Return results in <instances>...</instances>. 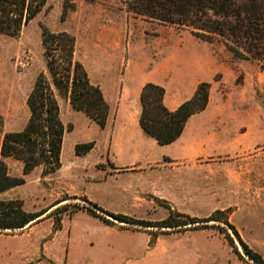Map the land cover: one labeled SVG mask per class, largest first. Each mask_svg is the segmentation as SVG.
Segmentation results:
<instances>
[{"label": "rangeland", "instance_id": "obj_1", "mask_svg": "<svg viewBox=\"0 0 264 264\" xmlns=\"http://www.w3.org/2000/svg\"><path fill=\"white\" fill-rule=\"evenodd\" d=\"M43 26L75 36V57L111 112L100 127L59 99L65 132L61 166L53 173L43 174L40 167L24 173L21 161L2 158L9 173L24 181L0 197L44 212L22 228L0 230V264H255L223 223L239 254L216 228L159 227L170 210L171 220L221 210L215 216L227 217L264 258L261 63L235 56L220 39L204 40L186 27L135 16L122 0H47L16 36L0 33L4 131L22 128L29 117L26 98L44 68ZM148 80L165 88L169 107L197 81L210 83L208 106L189 118L170 146H159L138 125H117L119 107L130 118L140 111L129 93L119 98L120 89L130 92ZM88 142L89 150H75ZM108 212L152 226L119 221Z\"/></svg>", "mask_w": 264, "mask_h": 264}, {"label": "trees", "instance_id": "obj_2", "mask_svg": "<svg viewBox=\"0 0 264 264\" xmlns=\"http://www.w3.org/2000/svg\"><path fill=\"white\" fill-rule=\"evenodd\" d=\"M46 1L0 0V33L16 36L43 9ZM122 1L135 16L186 27L204 40L220 39L235 56L256 60L264 67V0ZM41 44L44 68L37 73L27 95L29 117L25 125L18 130L4 131L0 114V193L24 181L22 177L9 173L2 159L4 157L11 156L21 161L24 173L40 167L43 174H50L61 166L65 125L60 117L59 99H67L74 109L85 113L100 127H105L110 113V105L103 91L91 82L83 63L75 57V36L64 30L54 32L43 26ZM209 88L208 81H200L189 98L170 109L164 103V87L154 82L144 83L139 93V126L159 145L174 142L182 134L189 117L207 106ZM80 147L87 151L92 147V142L76 145L75 150L78 152ZM92 205L99 208L97 204ZM84 208L109 221L91 207ZM221 212L216 210L206 218L186 216L185 219L171 220L173 211L170 210L159 227L177 228L191 223L197 228H216L224 233L234 251L239 254L223 223L232 229L244 253L255 264H264V258L242 241L227 217L220 220L215 216ZM41 213L25 210L18 198L0 197V230L22 228ZM108 214L119 221L152 226L148 221L130 220L124 214ZM210 221L213 223L205 224Z\"/></svg>", "mask_w": 264, "mask_h": 264}, {"label": "crops", "instance_id": "obj_3", "mask_svg": "<svg viewBox=\"0 0 264 264\" xmlns=\"http://www.w3.org/2000/svg\"><path fill=\"white\" fill-rule=\"evenodd\" d=\"M200 81H202V80H199V81H197L195 84H193V85H191V86H189V87H187L186 88V91H185V93L187 94L186 96H183V98L181 99V100H179L176 104H174V105H172L171 107H169L167 104H166V102H165V94H164V103H165V105L168 107V108H170V109H174L178 104H180L183 100H185V99H187V98H189L191 95H192V93L194 92V90H195V87H196V85L200 82ZM204 81V80H203ZM146 82H154V81H144L143 83H141V84H137L136 86H134V88H132L131 90H130V92H126L125 91V89L124 88H122V89H120V91H119V98L120 99H122V97H124V95H125V93H129L128 95H130L131 97H132V99H138V101H139V93H140V90H141V87L143 86V84L144 83H146ZM154 83H157V82H154ZM157 84H159V83H157ZM165 89V88H164ZM210 89H211V86H210V88H209V98H210ZM104 94V93H103ZM104 97H105V95H104ZM106 99V98H105ZM208 103H209V100H208ZM208 103H207V106H208ZM206 106V107H207ZM206 107H205V109H206ZM204 109V110H205ZM204 110H202V111H204ZM202 111H200V112H198V113H201ZM110 112H111V108H110ZM198 113H195V114H193V115H191L190 117H193L194 115H196V114H198ZM109 115H110V113H109ZM139 116V115H138ZM109 117V116H108ZM189 117V118H190ZM116 118H117V125H118V123H119V125L120 124H122V123H126V125L127 124H131L132 126H134V125H138V127H140L139 126V123H138V117H135V118H133V117H129V115L128 114H126V111L123 109V108H118V110H117V114H116ZM188 121H189V119L187 120V122H186V124H185V127H184V130H183V132H182V134L184 133V131H185V129H186V125H187V123H188ZM141 128V127H140ZM182 134L179 136V138H177L174 142H172V143H170L171 145L173 144V143H175L176 141H178L180 138H181V136H182ZM170 144H166V145H163V146H170ZM160 146V145H159ZM166 152V151H165Z\"/></svg>", "mask_w": 264, "mask_h": 264}]
</instances>
